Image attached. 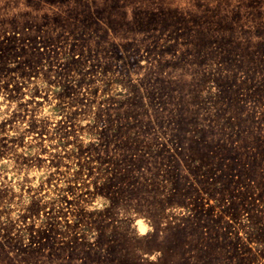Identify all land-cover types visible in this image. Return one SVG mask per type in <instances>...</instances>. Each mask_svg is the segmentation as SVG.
Instances as JSON below:
<instances>
[{
  "label": "rangeland",
  "instance_id": "1",
  "mask_svg": "<svg viewBox=\"0 0 264 264\" xmlns=\"http://www.w3.org/2000/svg\"><path fill=\"white\" fill-rule=\"evenodd\" d=\"M0 264H264V0H0Z\"/></svg>",
  "mask_w": 264,
  "mask_h": 264
}]
</instances>
